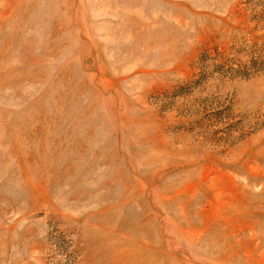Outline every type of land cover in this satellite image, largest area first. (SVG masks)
Here are the masks:
<instances>
[{"label":"rangeland","instance_id":"rangeland-1","mask_svg":"<svg viewBox=\"0 0 264 264\" xmlns=\"http://www.w3.org/2000/svg\"><path fill=\"white\" fill-rule=\"evenodd\" d=\"M0 264H264V0H0Z\"/></svg>","mask_w":264,"mask_h":264}]
</instances>
